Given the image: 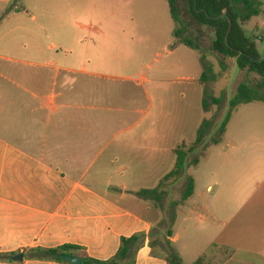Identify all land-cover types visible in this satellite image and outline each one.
Listing matches in <instances>:
<instances>
[{
  "label": "rangeland",
  "instance_id": "rangeland-1",
  "mask_svg": "<svg viewBox=\"0 0 264 264\" xmlns=\"http://www.w3.org/2000/svg\"><path fill=\"white\" fill-rule=\"evenodd\" d=\"M14 4L18 9L13 11L11 7L7 12L20 13V26L36 34L20 29L10 17L0 28V36L10 34L28 44L37 37L45 50L52 43L62 48L67 31L77 35L83 41V49L86 47L91 55L87 72L94 76H66L61 72L58 83L69 81L62 91L68 99H78L80 92L85 93L82 99H98L89 96L92 89L110 94L113 110L109 115L114 119L121 117L109 130L102 145L104 152L88 177L98 169L111 168L108 161L112 151H127L128 156L119 158L133 163L128 165L123 182L129 190L155 189L174 169L173 151L193 147L177 178L178 183L183 182L182 195L188 179L194 180L193 201L200 207L190 225L198 237L199 249L190 260L194 262L201 256L206 243L213 242L216 232L222 231L224 235L218 238L214 255L221 245L229 246L224 258L233 259L226 264H264V104L239 105L225 135L219 137V126L237 87L255 82L252 75L238 70L232 59L211 51L212 30L190 19L183 10L185 1L179 0L186 25L184 37L198 46L197 52L174 36L176 25L166 0H16ZM244 29L255 39L264 58V14L253 18ZM204 71L206 79L202 83ZM214 99L219 103L214 104ZM203 122L208 127L202 142L195 146ZM215 140L219 142L214 144ZM194 160L198 161L196 165ZM122 163L125 162L119 161L115 166ZM131 169L134 172L128 173ZM149 201L155 204L154 200ZM237 213L232 224L222 223ZM213 217L216 225L212 224ZM155 222V239H161L156 234L167 229V221ZM177 227L173 221L171 229ZM184 228L189 225L184 224ZM222 261L219 257L211 264Z\"/></svg>",
  "mask_w": 264,
  "mask_h": 264
},
{
  "label": "crops",
  "instance_id": "crops-1",
  "mask_svg": "<svg viewBox=\"0 0 264 264\" xmlns=\"http://www.w3.org/2000/svg\"><path fill=\"white\" fill-rule=\"evenodd\" d=\"M15 1L0 0V28L11 17L20 29L35 35L20 26V13L7 12L11 7L13 11L18 9ZM65 33L62 48L52 43L45 50L37 37L28 44L10 34L0 36V253L23 254L22 262L0 264H60L26 260L23 251L63 245L84 249L77 257L107 261L117 253L121 239L137 233H144L147 239L136 253L135 264H167L162 257L151 254L148 236L156 238L155 221L166 223L172 210L178 227L171 229L168 239L185 264H193L203 256V264L219 257L221 264L233 259L224 258L229 246L221 245L218 254H213L220 243L218 238L224 235L218 231L213 242L204 246L205 252L194 262L190 260L199 249L198 237L190 225L200 207L193 201L195 189L182 202L183 182L171 180L165 195L155 204L136 197L141 190L153 189L129 190L123 182L128 165L133 163L123 157L120 160V156H128L127 151H112L108 161L111 168L98 169L88 177L104 152L102 145L109 130L121 117L109 115L113 110L111 95L96 89H88L89 96L98 99H82L85 93L81 92L76 95L78 99L66 98L62 89L69 81L58 83L61 72L66 76L94 74L87 72L91 55L86 47L83 49L82 39L70 31ZM119 161L125 163L116 167ZM173 203L178 205L172 207ZM237 216H228L222 223L230 225ZM212 219L216 225V218ZM184 224L189 228L182 229ZM165 232L156 235L162 238ZM154 251L159 254V247L155 246Z\"/></svg>",
  "mask_w": 264,
  "mask_h": 264
},
{
  "label": "trees",
  "instance_id": "trees-1",
  "mask_svg": "<svg viewBox=\"0 0 264 264\" xmlns=\"http://www.w3.org/2000/svg\"><path fill=\"white\" fill-rule=\"evenodd\" d=\"M184 11L189 15L190 19L198 26H204L212 30L213 39L211 40L210 49L212 52L222 56L223 58L232 59L235 67L252 75L255 83H241L236 89L235 95L228 103V113L221 122L218 135L223 137L226 133L227 125L231 119L234 110L241 104L259 102L264 104V58L261 57L260 51L256 45L254 38L249 37L244 29L253 18L264 14V2L262 0H184ZM169 14L175 23L174 36L180 40L185 46L199 51L198 46L194 45L188 37H184L186 25L182 19V10L179 0H166ZM231 28L229 30V25ZM206 79V72L201 75L202 83ZM214 104L219 103L218 99H214ZM203 107L207 109V99L203 100ZM208 123L203 122L195 141L198 146L205 134ZM219 141L215 140L214 144ZM176 162L174 169L166 175L153 190H141L135 193V196L146 201L154 200L160 202L165 195L166 186L171 180L180 177L184 171L187 156L193 152V147L184 151L183 147H178L175 151ZM197 160L193 161L196 165ZM194 183L192 179H188L186 192L182 195V202L186 201L193 195ZM178 203H173L172 207H176ZM174 211L170 213L167 220V229L165 237L161 239H153V234L148 236V246L152 249V255L162 257L167 264H185L168 238L172 236L171 224L174 221ZM147 236L144 233H137L130 238H123L117 253L107 261H99L87 256H81L82 264H135V256L145 242ZM159 247V254H156L154 247ZM85 252L84 249L69 245H63L52 249L30 248L24 249V258L31 261H50L60 264H68L64 262L61 255L79 256ZM16 253L6 254L0 253V262L14 263L11 258ZM205 256L199 258L193 264H203Z\"/></svg>",
  "mask_w": 264,
  "mask_h": 264
},
{
  "label": "water",
  "instance_id": "water-1",
  "mask_svg": "<svg viewBox=\"0 0 264 264\" xmlns=\"http://www.w3.org/2000/svg\"><path fill=\"white\" fill-rule=\"evenodd\" d=\"M231 28V24L229 25V30ZM60 258L68 263V264H82V258L77 256H71V255H61ZM13 262H22L23 261V254H17L11 258Z\"/></svg>",
  "mask_w": 264,
  "mask_h": 264
}]
</instances>
